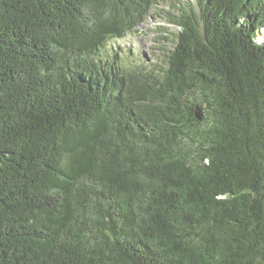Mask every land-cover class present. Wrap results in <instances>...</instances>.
<instances>
[{
    "label": "trees",
    "instance_id": "16d2710c",
    "mask_svg": "<svg viewBox=\"0 0 264 264\" xmlns=\"http://www.w3.org/2000/svg\"><path fill=\"white\" fill-rule=\"evenodd\" d=\"M0 264H264V0H0Z\"/></svg>",
    "mask_w": 264,
    "mask_h": 264
},
{
    "label": "rangeland",
    "instance_id": "374dc122",
    "mask_svg": "<svg viewBox=\"0 0 264 264\" xmlns=\"http://www.w3.org/2000/svg\"><path fill=\"white\" fill-rule=\"evenodd\" d=\"M168 8V1L159 2L135 31L122 38L112 39L109 44L121 55H137L144 64L163 67L167 52L175 45L171 33L179 31L176 25L168 23L165 13ZM164 36L169 39H163Z\"/></svg>",
    "mask_w": 264,
    "mask_h": 264
},
{
    "label": "water",
    "instance_id": "95a60500",
    "mask_svg": "<svg viewBox=\"0 0 264 264\" xmlns=\"http://www.w3.org/2000/svg\"><path fill=\"white\" fill-rule=\"evenodd\" d=\"M194 115L197 120L201 121L203 118V111L200 105H196L194 108Z\"/></svg>",
    "mask_w": 264,
    "mask_h": 264
}]
</instances>
